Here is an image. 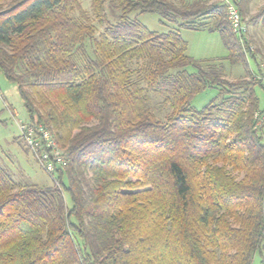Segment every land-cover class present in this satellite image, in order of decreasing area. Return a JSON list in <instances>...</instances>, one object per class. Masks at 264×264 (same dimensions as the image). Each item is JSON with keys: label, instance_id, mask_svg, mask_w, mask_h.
Returning <instances> with one entry per match:
<instances>
[{"label": "trees", "instance_id": "trees-1", "mask_svg": "<svg viewBox=\"0 0 264 264\" xmlns=\"http://www.w3.org/2000/svg\"><path fill=\"white\" fill-rule=\"evenodd\" d=\"M232 1L243 18L247 0ZM226 8L0 0V73L66 159L53 185L17 183L0 165V264H264V69ZM146 12L219 32L230 63L248 68L250 53L257 71L230 81L188 56L178 31L134 16ZM209 87L218 99L193 107Z\"/></svg>", "mask_w": 264, "mask_h": 264}, {"label": "rangeland", "instance_id": "rangeland-1", "mask_svg": "<svg viewBox=\"0 0 264 264\" xmlns=\"http://www.w3.org/2000/svg\"><path fill=\"white\" fill-rule=\"evenodd\" d=\"M91 0H81L82 8L90 11ZM247 11L243 14L246 26V37L250 39V50L255 54L260 67L264 69V23L253 18L261 11L264 0H247ZM110 14V13H109ZM150 30L163 33L176 30L187 43V55L198 61L210 60L217 63L223 70L224 76L234 81L242 76L250 78L257 71L256 60L248 53V68L241 63L231 64L228 50L223 42L221 34L217 31L206 29L194 30L180 26L181 20L170 22L159 14L146 12L134 15ZM228 19V18H227ZM213 19H207L212 22ZM101 29V27H100ZM194 71V68L190 69ZM247 71L249 73H247ZM260 99V107L264 108V88H256ZM219 90L209 87L198 94L192 100L191 105L197 109L218 99ZM160 99L153 98V106L157 115L165 120L168 109L160 104ZM28 114L19 96L17 87L0 73V165L6 169L17 183H35L39 185H53L54 179L47 173L36 154H34L21 138L20 124L28 121ZM65 197L70 205L71 200L66 192ZM256 255L252 264H258Z\"/></svg>", "mask_w": 264, "mask_h": 264}, {"label": "built area", "instance_id": "built-area-1", "mask_svg": "<svg viewBox=\"0 0 264 264\" xmlns=\"http://www.w3.org/2000/svg\"><path fill=\"white\" fill-rule=\"evenodd\" d=\"M226 13L232 30L237 34L246 33L245 22L238 7L232 0H225ZM21 138L28 148L36 154L44 170L56 180V173L66 164V159L49 128L44 124L23 122L20 124Z\"/></svg>", "mask_w": 264, "mask_h": 264}]
</instances>
